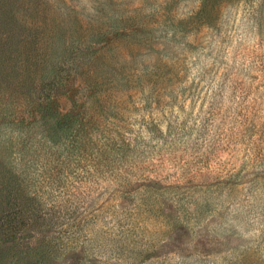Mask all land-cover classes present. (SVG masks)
Segmentation results:
<instances>
[{"label":"rangeland","instance_id":"1","mask_svg":"<svg viewBox=\"0 0 264 264\" xmlns=\"http://www.w3.org/2000/svg\"><path fill=\"white\" fill-rule=\"evenodd\" d=\"M3 215L0 264H264V0H0Z\"/></svg>","mask_w":264,"mask_h":264},{"label":"trees","instance_id":"2","mask_svg":"<svg viewBox=\"0 0 264 264\" xmlns=\"http://www.w3.org/2000/svg\"><path fill=\"white\" fill-rule=\"evenodd\" d=\"M41 111V120H43V122L45 121L43 124L48 126L49 128L54 129L61 138L65 137L66 142L62 146L67 145V147H69L77 139V132L79 134L83 131V126L81 123L83 119L78 118L79 116H74L70 113L62 115L58 112L53 111L51 106L43 107ZM40 138L42 139V137ZM35 147L38 148L37 145ZM1 221L3 223L2 227L9 226L7 227V229H10V225L15 224L19 220L16 219L13 215H3L2 219L0 218V222Z\"/></svg>","mask_w":264,"mask_h":264}]
</instances>
